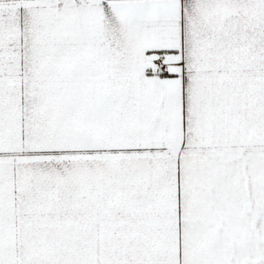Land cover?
<instances>
[{"label":"snow or ice","instance_id":"1","mask_svg":"<svg viewBox=\"0 0 264 264\" xmlns=\"http://www.w3.org/2000/svg\"><path fill=\"white\" fill-rule=\"evenodd\" d=\"M0 264H264V0H0Z\"/></svg>","mask_w":264,"mask_h":264}]
</instances>
